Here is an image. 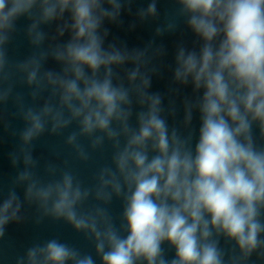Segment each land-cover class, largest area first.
<instances>
[{
  "label": "clouds",
  "instance_id": "1",
  "mask_svg": "<svg viewBox=\"0 0 264 264\" xmlns=\"http://www.w3.org/2000/svg\"><path fill=\"white\" fill-rule=\"evenodd\" d=\"M134 2L0 0V127L23 164L0 189V241L27 206L36 224L62 223L84 243L36 239L14 264H264V0H169L156 35L183 25L194 36L175 50L173 81L192 89L184 130L149 92L163 46L106 42L105 22L122 23ZM157 3L139 21L159 19ZM21 34L30 51L18 59ZM9 105L22 128L5 120ZM46 134L74 161L107 160L88 178L69 159L41 166L33 151Z\"/></svg>",
  "mask_w": 264,
  "mask_h": 264
}]
</instances>
